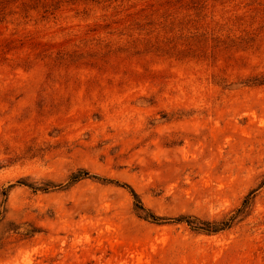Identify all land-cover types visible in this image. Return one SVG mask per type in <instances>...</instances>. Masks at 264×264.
Instances as JSON below:
<instances>
[{
    "label": "rangeland",
    "instance_id": "374dc122",
    "mask_svg": "<svg viewBox=\"0 0 264 264\" xmlns=\"http://www.w3.org/2000/svg\"><path fill=\"white\" fill-rule=\"evenodd\" d=\"M163 1L0 0V264H264V0Z\"/></svg>",
    "mask_w": 264,
    "mask_h": 264
},
{
    "label": "trees",
    "instance_id": "16d2710c",
    "mask_svg": "<svg viewBox=\"0 0 264 264\" xmlns=\"http://www.w3.org/2000/svg\"><path fill=\"white\" fill-rule=\"evenodd\" d=\"M94 1H103V2H110V0H94ZM171 5L172 7L174 6V3H172V0H164L163 2H160V4L158 3L157 6H169ZM154 4L150 5L149 8H153ZM145 9H141L142 11H145ZM154 10H150L149 13L146 16H153V12ZM82 179H95V180H102L101 178H99L98 176H94V175H90L85 171H78L76 173H74L70 180L77 182L79 180ZM106 181V183L109 184H115L119 187H122L124 189H127L128 192L130 193V195L132 196V198L135 201V204L133 205V209L135 211V213L138 215L139 218L143 219V220H151L154 222L157 221H164V218H160L158 216H155L154 214L150 213L148 210H146L144 208V206L142 205L139 196L132 190V188H130L129 186L125 185V184H119L118 182H113L111 180H104ZM262 184L264 185V180L262 181ZM51 187H55L53 184L47 182L43 184V187L38 188L39 190L42 191H46ZM247 201H244L241 208H239L238 210H236L235 215L236 216H246L247 213V206H246ZM232 220L235 219V217L231 218ZM175 222H185L189 227H193L194 229L197 230H201L205 233H214V232H218V231H222L224 229L230 228L231 224L227 223V222H217V223H210V222H206V221H202L199 220L197 218H191V217H186V216H180L178 218L173 219ZM196 225V226H193ZM202 226V227H200Z\"/></svg>",
    "mask_w": 264,
    "mask_h": 264
}]
</instances>
